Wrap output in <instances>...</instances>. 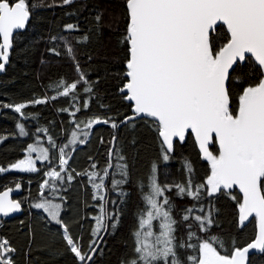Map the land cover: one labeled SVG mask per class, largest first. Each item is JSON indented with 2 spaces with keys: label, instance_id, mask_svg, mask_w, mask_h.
Wrapping results in <instances>:
<instances>
[{
  "label": "snow or ice",
  "instance_id": "6c2138e0",
  "mask_svg": "<svg viewBox=\"0 0 264 264\" xmlns=\"http://www.w3.org/2000/svg\"><path fill=\"white\" fill-rule=\"evenodd\" d=\"M72 2L63 0L64 4ZM126 8L129 22L125 40L129 56L125 73L127 82L121 91L125 93L124 98L133 103L134 116L127 117L124 122L136 117L154 119L164 146V161L169 160L174 140L182 142L187 135H194L203 158L211 165L206 183L195 188L191 179L186 184L161 185L153 165L147 185L149 190L143 192L144 186L141 185L145 208L138 215V226L133 232L136 255L127 264H246L251 249L264 253V0H126ZM30 16L28 0H15L13 4L9 0H0V72L5 70L9 61L14 32L25 29ZM96 18L100 19L99 16ZM225 26L223 34L212 35ZM67 28L73 30L74 26L69 24ZM218 39L226 42L216 50L214 44ZM51 51L55 52V49ZM66 52L75 59L70 45L66 47ZM55 54L60 55L59 52ZM250 59L258 65L260 78L256 83L241 88L237 94L238 108L234 112L230 109V80L236 74L247 78L249 67L245 62ZM76 70L80 73V80L70 84L60 81V96L74 94L81 81L85 85L84 91L92 92L88 80L80 72L79 64H76ZM47 102V99L33 101L35 104ZM4 107H13L23 117L26 114L22 110L28 105L21 103ZM78 111L80 109L76 108ZM76 112L72 115L75 116ZM73 123L79 131L71 132L69 144L59 149V166L66 175L55 169L47 172L49 179L41 185V199L32 207L43 210L56 225L62 227L63 239L79 264H90L103 235L110 226L115 229L119 223L116 209L109 211L106 207L105 180L109 178V170L115 169L111 177L112 190L121 189L118 195H126L122 186L128 182V166L126 163H112L114 158L117 161L125 159L118 152L114 156V135L108 151L109 162L103 173H84L95 190L93 198L105 203L100 205V213L94 217L95 226L91 235L95 239L89 244L90 251H82L61 219L62 204L47 198L45 190H49L55 198L59 191L56 181L61 184L65 179L72 181L73 176L67 167L71 157L65 148L86 143V139L80 138L81 134L84 137L89 135L85 129L90 130L101 123H110L113 129L118 125L98 118ZM18 128L21 135L28 134L24 124H19ZM3 139L0 137V141ZM48 143L55 146L51 137ZM213 143L218 145V154L210 151ZM32 153H38V159L42 161L49 158L48 148L29 145L27 158L13 163L11 169L38 171ZM91 167L96 168V164ZM185 167L189 173L192 171L190 163H186ZM7 170L0 166V173ZM19 187L17 184L16 188ZM173 187L178 195H187L193 200H199L204 189L207 196H213L222 189L238 188L242 193L239 223L243 226L246 220L254 218L258 224V235L244 248H234L231 255L218 250L223 244L215 236L200 242L195 233L189 232L188 239L196 237L197 244L178 245L175 235L177 221L172 216L173 206L165 195ZM12 191L8 188L0 193V216L7 217L22 210L21 202L10 198ZM112 204L115 205L116 201ZM194 210V207L185 208L182 219L188 221L191 217L201 231L208 232L214 223L211 209L205 212L203 206L199 207L198 211L205 213L203 216H193ZM154 221L158 224L154 225ZM177 247L193 248L198 255L181 260ZM15 251L7 239L0 238V264H14L10 254Z\"/></svg>",
  "mask_w": 264,
  "mask_h": 264
},
{
  "label": "trees",
  "instance_id": "16d2710c",
  "mask_svg": "<svg viewBox=\"0 0 264 264\" xmlns=\"http://www.w3.org/2000/svg\"><path fill=\"white\" fill-rule=\"evenodd\" d=\"M14 2L9 0L10 4ZM28 3L31 12L28 28L16 35L9 63L0 77V137H4L0 141V166L8 169L0 173V193L8 188L20 191L14 199L21 202L24 212L21 217L0 221V237L7 239L16 249L14 254H10L14 264H79L63 239L62 227L52 223L32 205L41 199L39 193L47 179L45 174L59 166V149L71 140V132L78 131L73 122L107 119L117 123L118 127L113 129L110 123L97 124L90 130L85 129L89 132L85 144L78 143L69 150L65 148L71 157L67 167L73 179L56 183L63 197L61 219L82 251H90L89 244L95 239L91 235L95 226L94 217L99 215L100 205L105 202L93 198L95 190L84 173H103L109 162L110 141L115 135L114 156L118 152L125 159L117 161L114 158L112 163H126L128 166V182L122 186L126 195H118L121 189L112 190L111 177L115 169H110L109 178L105 180L106 207L109 211L116 209L119 223L115 229L109 227L92 264H127L136 255L133 232L138 226V215L145 208L141 185L144 186L143 192L149 190L147 185L153 165L156 166V176L161 185L186 184L191 179L194 188L206 183L211 174V165L201 157L193 135H188L184 142H176L169 153V160L164 161V146L156 122L142 119L122 124L133 114L132 105L121 94V88L127 82L125 73L129 56V46L125 40L129 22L126 0H73L70 4H64L63 0H28ZM69 24L74 26L73 30L67 28ZM225 31L226 28L220 29L219 33L212 35L219 36ZM225 42L218 39L214 44L215 49L218 50ZM68 45L73 48L75 59L67 55ZM52 49L60 55H56ZM246 63L249 67L247 78L236 74L230 80V109L234 112L238 108L237 94L241 88L256 83L260 78L258 65L253 59ZM76 64H79L80 72L88 80L92 92H85V85L81 81L74 94L60 96V81L70 84L80 80ZM53 96L56 99H51ZM37 99H47L48 102L33 103ZM21 103L28 105L22 110L26 114L23 117L13 107H4ZM76 108L80 111L76 112ZM73 112H76L75 116ZM21 123L28 133L25 137L19 133L18 125ZM49 137L55 146L48 143ZM37 141L49 149L50 161L41 164L37 172H12L11 165L25 159L28 146ZM211 151L218 154L215 143ZM93 163L96 168L91 167ZM186 163L191 164L190 173L185 167ZM62 175L66 173L62 172ZM17 184L20 185L19 189L16 188ZM165 195L173 206L172 216L177 221L175 235L178 245H195L196 237L202 242L215 236L223 244L218 250L231 255L234 248H244L255 239V219L247 225L241 226L239 223L242 197L237 191L222 189L213 196H207L204 189L201 190L200 199L193 200L187 195H178L173 187ZM112 201H116V204L113 205ZM201 206L205 212L209 208L212 211L214 223L208 232L201 231L193 218L190 217L188 221L182 219L183 210L188 207L196 209L193 216H203L205 213L198 211ZM111 223L109 221V225ZM189 232L195 233L196 237L189 240ZM177 253L181 260L198 255L189 247H177ZM251 264H264V255L253 257Z\"/></svg>",
  "mask_w": 264,
  "mask_h": 264
},
{
  "label": "water",
  "instance_id": "95a60500",
  "mask_svg": "<svg viewBox=\"0 0 264 264\" xmlns=\"http://www.w3.org/2000/svg\"><path fill=\"white\" fill-rule=\"evenodd\" d=\"M29 20H30V19H29ZM28 25H29V22H28L27 26L25 27V29L17 30L16 32H14V35H13V41H14L16 35H18V34H20V33H24V32L27 30ZM217 27H219V25H217ZM225 28H226V26H225ZM1 42H2V38H1ZM12 49H13V47H12ZM12 49H10V54H11V52H12ZM10 54H9V56H10ZM246 61H247V60H246ZM253 61H254V59H253ZM8 63H9V61H8ZM8 63L5 65V69H6L7 65H8ZM245 63H246V62H245ZM4 72H5V70H4L3 72H0V77L4 74ZM121 94L125 95V93L122 92V91H121ZM127 102H128L129 104H131L132 107H133V103H132L131 101H128V100H127ZM132 112H133V109H132ZM131 116H134V112H133V114H132ZM142 119H147V120L154 121V119L149 118V117H136L135 120H129V121H127V123L134 122V121H138V120H142ZM154 122H156V121H154ZM127 123H125V122L123 121L122 124L125 125V124H127ZM156 123H157V122H156ZM187 136H188V135H187ZM187 136H186V138H187ZM160 138H161V137H160ZM186 138H185V140H186ZM193 138H194V140H195L194 135H193ZM185 140H184V141H185ZM161 141H162V138H161ZM184 141H182V142H184ZM176 142H181V141L174 140V146H175V143H176ZM195 143H196V145H197V149H198V151H199L201 157L203 158V154L200 152L199 145H198V143L196 142V140H195ZM213 144H214V143H213ZM213 144L210 145V151H211V147L213 146ZM216 145H217V144H216ZM217 147H218V145H217ZM173 149H174V147H173ZM203 159H204V158H203ZM204 160H205V159H204ZM11 171H12V172H20V171L13 170V169H11ZM20 173H24V172H20ZM225 191H228V192L237 191V192L240 194V196L242 197V193L239 192L238 188H233V189L225 190ZM19 193H20V191H18V192H14V191H12V192L9 194V195H10V198L14 199V198H15V195H18ZM14 200H15V199H14ZM23 212H24V211H23V208H22L21 211H19V212H15V213H12V214H10V215L7 216V217L0 216V221H1V220H6V219H12V218L21 217V216L23 215ZM253 220H254V218H249L248 220H246V221L244 222V225L249 224V223L252 222ZM108 232H109V230H108ZM108 232H107L106 234H104V235H103V239H102L101 241H99V248L96 249V254L93 256V259H92V261L90 262V264L93 263V261H94L96 255H97V253H98V251L100 250V248H101V246H102V244H103V242H104V240H105V238H106V236H107V234H108ZM257 235H258V224H257V232H256V236H257ZM256 236H255V237H256ZM0 238H1V237H0ZM253 241H254V240H253ZM253 241H252V242H253ZM241 249H242V248H241ZM262 255H264V253H260L258 250L251 249V250L249 251V253H248V260H247L246 264H251V260H252L253 257H255V256H262Z\"/></svg>",
  "mask_w": 264,
  "mask_h": 264
},
{
  "label": "rangeland",
  "instance_id": "374dc122",
  "mask_svg": "<svg viewBox=\"0 0 264 264\" xmlns=\"http://www.w3.org/2000/svg\"><path fill=\"white\" fill-rule=\"evenodd\" d=\"M97 125V124H96ZM95 126V125H94ZM26 131V130H25ZM79 131V130H78ZM23 137H25V136H27V135H22ZM82 140H84V139H86V137H84L82 134H81V137H80ZM86 141H87V139H86ZM69 144V142L66 144V145H68ZM83 144H85V143H83ZM31 145H36L37 146V148H41V147H43V148H47L44 144H40V142L39 141H37L36 143H33V144H31ZM70 148H72L71 146H69V147H67V149L69 150ZM27 156H28V148H27V150H26V152H25V158H27ZM48 160H44V161H42V160H40V159H38V153H32V158L34 159V160H36V167H37V169H38V171L40 170V165L41 164H44V163H47V162H49L50 161V154L48 153ZM53 169H55V170H57V171H62L61 170V168H60V166H58V168H53ZM53 169H50L49 171H51V170H53ZM59 169V170H58ZM48 171V172H49ZM37 172V171H36ZM63 172V171H62ZM46 175V174H45ZM46 177H47V175H46ZM47 179H49L48 177H47ZM14 191V190H13ZM15 192V191H14ZM45 196L47 197V198H49V199H53V202H55V203H60V204H62V201H61V196H60V194H59V191L57 192V194H56V196H55V198H53V195H52V193L49 191V190H45ZM40 200V199H39ZM39 200L38 201H36L35 203H37V202H39ZM34 203V204H35ZM62 206H63V204H62ZM63 208V207H62ZM37 210H40V211H42L43 212V210H41V209H37ZM46 216H47V218L52 222V223H54L55 224V222L54 221H52L51 220V218L50 217H48V215H47V213H45V212H43ZM154 223V225H157L158 224V221L156 222V221H154L153 222ZM176 251H177V249H176Z\"/></svg>",
  "mask_w": 264,
  "mask_h": 264
}]
</instances>
